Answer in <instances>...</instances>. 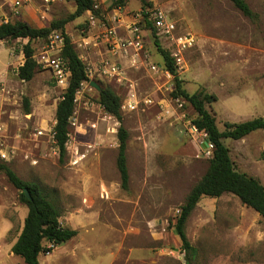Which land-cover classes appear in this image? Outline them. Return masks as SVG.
Segmentation results:
<instances>
[{
  "label": "rangeland",
  "instance_id": "374dc122",
  "mask_svg": "<svg viewBox=\"0 0 264 264\" xmlns=\"http://www.w3.org/2000/svg\"><path fill=\"white\" fill-rule=\"evenodd\" d=\"M9 1L0 0L3 10H8ZM245 1L257 15L255 20L230 0H144L143 7L140 0L130 6L129 0H123L120 9L108 1L106 11L112 13L109 20L120 37L126 35V28L118 30L113 18L120 19L127 5L130 14L160 8L175 23V36L194 35L193 45L182 52L177 64L178 76L189 93L216 96L206 108L223 130L226 121L264 117V0ZM97 2L94 18L102 25L108 19L101 17L104 7L102 1ZM41 5V0H30L12 22L45 27L53 19L67 17L75 7L72 0H57L45 14ZM88 20L78 16L67 22L71 41L86 34ZM147 22L139 21L142 49H130L118 58L126 62L119 61L126 64L130 88L139 98L151 100L134 111L121 109L122 125L128 132L126 189L120 186L115 163L119 122L98 103V91L89 83L77 91L66 152L60 156L49 134L65 88L57 86L45 69L38 68L30 80L20 79L15 69L27 39L0 40V48L5 49L1 57L9 62L0 76L6 90L0 93L4 133L0 148L9 154L0 161L21 179L40 184L59 209L62 225L77 232L50 252L39 254L38 264H185L174 223L179 206L206 171L211 155L205 150V134L191 123L194 109L171 95L173 77L163 72L153 43L157 39L169 52L175 46L173 40L158 36ZM43 43L36 39L32 46L36 50ZM134 55L137 66L128 67ZM156 64L162 71L149 69ZM100 85H109L122 100L129 90L127 83L116 78L100 80ZM223 142L235 168L264 185V129ZM75 154H84L76 165L71 162ZM18 192L0 171V264H25L11 252L27 212ZM185 232L195 248L189 264H264L262 218L231 193L202 196L185 222Z\"/></svg>",
  "mask_w": 264,
  "mask_h": 264
},
{
  "label": "trees",
  "instance_id": "16d2710c",
  "mask_svg": "<svg viewBox=\"0 0 264 264\" xmlns=\"http://www.w3.org/2000/svg\"><path fill=\"white\" fill-rule=\"evenodd\" d=\"M74 10L67 17L53 19L48 26L34 27L24 21H14L0 24V40L3 39H27L22 47L24 55L23 63L17 67V76L22 80H30L38 71L33 58V40H46L52 30H58L63 34L64 44L61 55L65 59L69 69L68 85L63 91L55 109V123L53 125V140L60 156L66 152L68 140V127L74 111L75 96L83 83H89L85 64L80 59L70 37L64 31V25L70 20L81 16L86 11L98 15L99 9H94L95 0H72ZM143 7L144 0H140ZM230 2L245 16L255 20L257 15L251 10L245 0H230ZM123 0H112L115 6L122 5ZM151 25L150 22H147ZM157 53L161 56L164 68L173 77L174 88L171 95L181 98L194 109L196 115L191 123L197 131L205 134V139L212 144L211 156L204 174L195 182L189 190L183 203L179 206V212L175 219L174 231L181 241V248L185 255V264H189L195 256V248L189 242L185 232V222L202 196L219 197L223 193H231L239 198L241 203L255 210L262 218L264 230V185L254 176L235 168L229 149L223 139H241L249 133L264 129V117H253L239 122H224V129L219 130L215 116L207 108L206 104L216 100L214 94L204 92L189 93L182 87V79L178 76V69L169 52L161 46L157 39L153 41ZM100 85V80L93 79ZM97 101L103 110L113 116L118 122L117 128V154L116 168L119 172L120 186L123 189L128 185V169L126 158V142L128 132L122 125L121 96L109 85H100ZM25 111L28 113V108ZM0 171L7 180L17 189L18 199L27 207L23 219L22 228L11 246V252L22 258L25 264H38V256L42 252H50L54 246H60L77 233L75 229L63 226L60 222V211L49 197L43 187L36 182H28L21 179L5 162L0 161ZM27 188L31 196L26 198L22 192Z\"/></svg>",
  "mask_w": 264,
  "mask_h": 264
},
{
  "label": "built area",
  "instance_id": "2783aa9c",
  "mask_svg": "<svg viewBox=\"0 0 264 264\" xmlns=\"http://www.w3.org/2000/svg\"><path fill=\"white\" fill-rule=\"evenodd\" d=\"M57 0H41V10L43 13H47L48 6ZM112 2V0H110ZM30 0H10L8 10H3L0 5V24L12 22L20 16L21 7L29 3ZM94 9L99 8V3L95 0ZM121 7L118 6L117 9ZM89 12V21H95L94 15ZM114 21L118 19L113 18ZM149 21L153 28L156 30L158 36L169 37L173 40L174 46L172 50L169 51V56L173 59L176 67L180 64L182 60V52L186 48L190 47L194 43V35L191 33H186L185 35L175 36L174 32L176 30V25L170 20L168 15L164 10L160 8L147 9L143 14L142 12H135L132 14V21L126 25V35L120 37L116 33V26L111 20H107L106 23L102 24L100 30L92 37L90 41L94 46L103 44L106 51L115 59H103L96 66V70L100 73L106 74L116 78L119 82H124L129 85V90L125 98L121 101L120 109L125 111H134L138 108L140 103L148 104L151 102L150 98L144 97L139 98L133 88L132 82L127 78L126 72L123 66L119 63L118 58L124 54H128V50L133 49L134 52L142 49V38L141 29L139 28V21ZM84 39H86L84 37ZM72 42V41H71ZM89 42V43H90ZM78 42H76L77 44ZM64 44V37L58 30H52L48 34L46 40L42 46L34 51L33 58L36 65L40 69L48 70L51 74L52 79L55 81L56 85L62 88H66L69 80V69L65 59L61 55V50ZM86 44V43H85ZM135 54V53H134ZM137 66V59L134 56L129 57L128 67ZM86 73L88 78H92L95 70L90 65H85ZM149 69L152 72L162 71L160 64L150 65ZM178 69V68H177ZM163 72L168 74L165 68ZM170 74V73H169ZM171 75V74H170ZM6 90L4 86L0 83V93H4ZM2 127L0 126V141L4 137V133L1 132ZM38 133H42L38 131ZM50 138L53 140V131H50ZM54 141V140H53ZM207 155H211L212 144L207 143V148L205 149ZM9 151L0 148V157L6 159ZM84 154H75L72 156V164L76 165L79 163Z\"/></svg>",
  "mask_w": 264,
  "mask_h": 264
},
{
  "label": "crops",
  "instance_id": "0c3cea01",
  "mask_svg": "<svg viewBox=\"0 0 264 264\" xmlns=\"http://www.w3.org/2000/svg\"><path fill=\"white\" fill-rule=\"evenodd\" d=\"M99 1H102L101 2V7L103 8L102 11H104V14L102 12L101 14V17L102 15L107 18L108 20L111 19L112 17V13H109L106 11V6H108V1L110 0H99ZM135 0H129V4H131V2H133V5H134V2ZM106 2V3H105ZM127 5V6H128ZM125 6L123 7V11L121 13V18L118 19V30H122L124 29V27L126 28V25L132 21V14H130L127 9L128 7L130 6ZM83 19H86L89 17V12L86 11L84 12L81 16H79ZM86 27H87V31H86V34L84 35H79V38H77L76 40H73L72 42H78L76 44L75 49H76V52L78 53L80 59L84 62V64L86 65H90L93 67V69L95 70V73L93 74L92 78L94 77L95 79H98V80H101V81H104L105 79L106 80H112L113 78H111V76H107L106 74H103V73H100L96 70V66L99 64V62L103 59H115V57L111 56L107 51H106V48L103 44H100L98 46H94L90 41L92 40V37L100 30L101 26L100 23L98 21H93V22H90L88 20V22H86ZM121 23V24H120ZM67 24V23H66ZM64 25V31L65 33L71 37L69 34L70 31H71V27H69V30H68V26L67 25ZM84 37L86 39H84ZM90 42V43H89ZM86 43V44H85ZM4 48H0V76L2 77V72L4 70H6V68L9 66V62H7L6 60H3L2 59V54H4ZM19 62H18V66H20L22 63H23V60H24V55H23V52L20 51L19 53ZM119 61H121L122 63H126L125 60L122 58L119 59ZM15 62V61H13ZM122 65V64H121ZM126 64H123L122 66L124 67ZM17 66V67H18ZM128 66V64H127ZM17 67L15 69L16 73H17ZM128 78V77H127ZM126 84V83H125ZM118 94V93H117ZM61 222V221H60ZM62 224V223H61ZM70 228V227H69ZM73 229V228H71Z\"/></svg>",
  "mask_w": 264,
  "mask_h": 264
},
{
  "label": "water",
  "instance_id": "95a60500",
  "mask_svg": "<svg viewBox=\"0 0 264 264\" xmlns=\"http://www.w3.org/2000/svg\"><path fill=\"white\" fill-rule=\"evenodd\" d=\"M89 85L92 86V87H94L97 91H99L100 88H101L100 85L96 81H94V80H90L89 81ZM204 143H205V145H207V143H208L207 140ZM22 192L25 194L26 198H28V199L31 198V196H30L29 191L27 190V188H23L22 189Z\"/></svg>",
  "mask_w": 264,
  "mask_h": 264
}]
</instances>
